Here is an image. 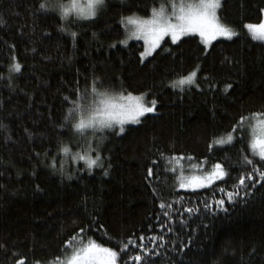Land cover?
Segmentation results:
<instances>
[{
  "label": "trees",
  "instance_id": "1",
  "mask_svg": "<svg viewBox=\"0 0 264 264\" xmlns=\"http://www.w3.org/2000/svg\"><path fill=\"white\" fill-rule=\"evenodd\" d=\"M170 1L105 0L96 17L62 21L58 11L39 10L40 0H0V264L20 257L25 264L52 263L87 239L119 251L129 238L137 243L118 262L137 264L127 257L147 256L139 247L142 235L156 253L146 264H264V180L256 174L246 182L252 193L232 201L226 195L244 190L233 187L241 172L264 165L229 167L239 158L240 141L214 143L226 139L241 115L264 112V40L244 28L260 21L264 0H220L218 16L236 35L213 40L207 50L196 34L175 42L165 37L142 60L140 40L121 43V18L148 16ZM14 62L21 69L10 72ZM193 70L194 84L172 87ZM93 77L106 93H145L147 103H157L123 132L100 133L102 165L88 171L83 160L69 159L87 147H77L63 120L64 97L89 87ZM64 145L68 153L59 151ZM216 162L231 176L199 188L178 186L180 172ZM149 165L159 181L146 179ZM220 199L223 209H205ZM161 235L163 241L150 239ZM65 240L71 241L67 251Z\"/></svg>",
  "mask_w": 264,
  "mask_h": 264
},
{
  "label": "snow or ice",
  "instance_id": "2",
  "mask_svg": "<svg viewBox=\"0 0 264 264\" xmlns=\"http://www.w3.org/2000/svg\"><path fill=\"white\" fill-rule=\"evenodd\" d=\"M105 4V0H40L39 10H51L52 13L59 12V18L64 21L67 20L70 14L77 18H90L96 17L98 10ZM220 0H195L194 3H183L179 5L172 2V13L166 14L164 5L158 10L153 8L151 15L147 18H133L122 17L121 24H124L126 29L128 25L133 26V36H143L145 42V50L140 52V58L148 55L152 49H155L159 42L166 36L170 35L173 42L180 39L188 33H198L202 39L205 49L207 50L208 44L216 37L231 38L236 35L232 28L221 22L220 17L217 15V9L220 8ZM264 12V9H261ZM125 21L127 23L125 24ZM0 23H3V19L0 18ZM250 30L253 38H259L264 40V19H261L259 23H248L245 25ZM61 30L66 31L61 25ZM73 37L76 36L75 32H72ZM125 43V41H121ZM12 59L15 61V57ZM10 72L19 71L21 65L18 62H14L9 66ZM2 75V74H0ZM196 77V71H190L186 75H181L177 79L171 81L173 88L182 87L185 84H194ZM103 81L99 77H93L92 83L89 87H86L83 91L77 87L71 95L64 97V103L68 104V110L63 116V120L71 124L74 131V135L79 136L81 139L87 137L85 141L87 144L86 152H95L94 155H78L73 156V160L80 159L86 161L87 170L91 171L93 166L100 167L102 165V152L100 151V143L102 137L97 138L96 133L99 131L103 133L106 129L115 130V126L119 125V130L124 131L123 125L126 121L133 123L138 122L139 117L145 113H151L155 111V105L157 101L153 99L150 104L146 102V94L141 93L139 95H133L132 92H127L124 95V91L118 94L121 101L127 100L128 103L116 104L114 101L108 99L106 90L99 87ZM199 85H197L198 87ZM215 87V85H211ZM231 87L226 85L224 91ZM3 127V125H0ZM60 127H67L62 123ZM27 131V129H25ZM91 132L92 135L88 136ZM239 133V135H237ZM236 140L241 143L239 151V158L234 161L233 166H240L242 168H249L253 165H264V112H253L246 115H241L237 122L231 125V130L227 133L226 139H215L216 145L234 144ZM96 144V149H93L92 145ZM246 145V146H245ZM211 147V145H210ZM62 153H68L70 151L67 145L62 146L59 149ZM160 156L164 154L159 153ZM227 157V153L225 154ZM257 157L259 159H257ZM172 159H177L173 155ZM53 167L54 161L52 164ZM110 167V165H109ZM203 167V165H201ZM61 172H63V163L61 164ZM83 171L84 169H80ZM258 174L261 180H264V168L252 167L251 171L241 172L236 184L233 185L235 189H244L243 191L226 192L229 201H232L236 196H246L253 191V187H246V182L253 180L254 176ZM104 175H108V169L104 170ZM231 176L228 169L225 168L221 162H216L210 171L204 173L203 176H190L184 177L181 175L177 179L179 180L178 186L180 188H199L205 185H210L214 181L222 180L225 177ZM154 178L157 181L160 180L158 175L154 176L153 166L149 165L147 170L146 179L151 182ZM256 181L255 183H260ZM224 191V189H220ZM155 192L156 189L154 188ZM212 205L217 208L223 209L224 200H209L205 203V209L208 210ZM171 208L172 205L161 204V207ZM187 212L195 211V209H186ZM165 217L172 219L169 212L163 213ZM163 227V226H161ZM171 231V229H169ZM82 235L83 230H78ZM143 235L140 237L139 247L142 249L143 254L135 252L134 255L128 256V261H136L137 264H146V260L149 256L156 255L155 252L149 253L147 246L143 244ZM152 240L163 241L164 236H152ZM71 241L65 240L62 250L67 251V246ZM137 242L132 238L128 239V243H121V250H114L112 247H105L98 245L95 240L88 243L78 242V245H73L70 254L66 257V264H117L118 258L123 255L124 250H127L130 245H135ZM184 245H180V249H184ZM16 264H25V258L20 257L16 260ZM35 264H40V261H35ZM58 264H65V261H58Z\"/></svg>",
  "mask_w": 264,
  "mask_h": 264
},
{
  "label": "rangeland",
  "instance_id": "3",
  "mask_svg": "<svg viewBox=\"0 0 264 264\" xmlns=\"http://www.w3.org/2000/svg\"><path fill=\"white\" fill-rule=\"evenodd\" d=\"M172 2H173V0L172 1H170L169 3H167V4H165L164 5V7H165V11H166V14H170V13H172V11H173V9H172ZM181 2H183V3H185V4H187V3H194L195 1H189V0H175V3L177 4V5H179ZM161 8V6L160 7H158L157 9L159 10ZM152 14V13H151ZM150 14V15H151ZM150 15H148V16H140V15H129V16H126V17H133V18H147V17H149ZM217 15H218V9H217ZM70 17H72V15L70 14ZM74 17V16H73ZM77 18V17H76ZM79 19H81V18H79ZM261 19H264V12H262V17H261ZM260 19V20H261ZM127 23V21H125V24ZM255 23H259V21L258 22H254V24ZM246 24H248V23H246ZM245 24V25H246ZM123 25V27H124V30H125V34H124V37H123V39H122V41H125V43H127L128 41H130V40H140L141 42H142V44H143V49H142V51H144L145 50V47H146V45H145V42H144V39H143V36L141 35V36H133L131 33H132V28H133V26H131V25H128V27H127V29H126V27H125V25L124 24H122ZM245 25H244V28L245 29H247L246 27H245ZM235 33H236V30L235 29H232ZM247 31L251 34V32H250V30L249 29H247ZM188 34H196L198 37H199V39L202 41V39H201V37L199 36V34L198 33H188ZM252 35V34H251ZM165 37H169L170 39H171V36L170 35H166ZM164 37V38H165ZM182 37V36H181ZM253 37V36H252ZM218 38H227V37H221V36H218V37H216L215 39H218ZM214 39V40H215ZM257 39H259V38H257ZM163 40V39H162ZM161 40V41H162ZM172 40V39H171ZM261 40V39H260ZM161 41L159 42V44L161 43ZM213 41V40H212ZM211 41V42H212ZM210 42V43H211ZM209 43V44H210ZM159 44L157 45V47L159 46ZM156 47V48H157ZM155 48V49H156ZM155 49H152L151 50V52L148 54V55H146L143 59H145V58H147L149 55H151V53L155 50ZM141 51V52H142ZM107 94V97H108V99H110V100H112V101H114L116 104H120V103H125V104H127L128 103V101L127 100H125V101H121L120 100V98H119V93L118 94H109V93H106ZM139 94H141V93H133V95H139ZM124 95L126 96L127 95V93H124ZM150 104V103H149ZM156 111V110H155ZM154 111V112H155ZM154 112H151V113H154ZM145 114H150V113H145ZM145 114H143V115H145ZM142 117V116H141ZM140 118V117H139ZM131 123H133V122H131V121H126L125 122V124H131ZM124 124V125H125ZM116 128H119L120 126L119 125H116L115 126ZM92 135V133L91 132H89L88 133V136H91ZM99 135H100V132L99 131H97V133H96V137L97 138H99ZM74 142H76V145H77V147H81V146H86L87 147V144H86V140H87V137H84L83 139H81L79 136H77V135H74ZM85 147V148H86ZM92 147H93V145H92ZM68 154H70L71 156H70V161L71 162H74V161H77V159H75V160H73V156H78V155H92L91 153L90 154H86L85 153V150L83 151V153H77V152H75V153H68ZM80 160V159H79ZM84 161V160H83ZM85 163H86V161H84ZM84 162H83V164H84ZM197 166V165H196ZM213 166V165H212ZM212 166L208 169V170H205V169H203L202 171H199V170H196V171H193V170H191V171H189L188 173H185V172H180V174L178 175V177H180L181 175H183L184 177H190V176H203L204 175V173L205 172H207V171H210L211 169H212ZM198 167V166H197ZM197 167H195V168H197ZM201 167V166H200ZM179 181V180H178ZM179 184V183H178ZM190 189H192V188H190ZM92 240H94V239H87V240H85V241H83V243H88V242H90V241H92ZM98 245H101V246H104V245H102V244H100V243H98L97 241H95ZM73 245H78V243H74V244H71L70 245V248L68 249V251L62 256V257H60V258H58L57 260H55L54 262H52V263H40V264H58V261H65V264H66V257H67V255L68 254H70V252H71V250H72V247H73ZM105 247H108V246H105ZM117 264H119V262L117 261Z\"/></svg>",
  "mask_w": 264,
  "mask_h": 264
}]
</instances>
